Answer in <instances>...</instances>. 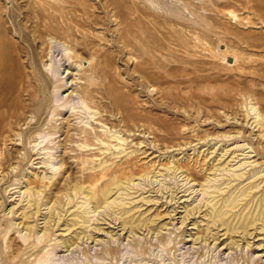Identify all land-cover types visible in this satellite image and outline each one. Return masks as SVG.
<instances>
[{
	"label": "rangeland",
	"instance_id": "1",
	"mask_svg": "<svg viewBox=\"0 0 264 264\" xmlns=\"http://www.w3.org/2000/svg\"><path fill=\"white\" fill-rule=\"evenodd\" d=\"M0 264H264V0H0Z\"/></svg>",
	"mask_w": 264,
	"mask_h": 264
},
{
	"label": "bare ground",
	"instance_id": "2",
	"mask_svg": "<svg viewBox=\"0 0 264 264\" xmlns=\"http://www.w3.org/2000/svg\"><path fill=\"white\" fill-rule=\"evenodd\" d=\"M37 3V2H36ZM18 13V12H17ZM33 16V15H32ZM70 19V18H69ZM82 23V22H81ZM32 55V54H31ZM68 59L69 60H72L73 58H71V57H68ZM63 61H65V60H63ZM19 66V65H18ZM63 68V66H59V67H57V70H56V74L57 75H60V72H61V69ZM70 71V70H69ZM66 86V85H65ZM65 86H63V89L65 88ZM91 92H89L88 94H90ZM91 95H92V93H91ZM91 95H90V97H91ZM65 107V106H64ZM61 110V109H60ZM58 108L55 110V112H57L58 114H62V111H60ZM67 134H69V133H67ZM72 137L71 136H69V139H71ZM103 175V174H102ZM218 238V237H217Z\"/></svg>",
	"mask_w": 264,
	"mask_h": 264
}]
</instances>
